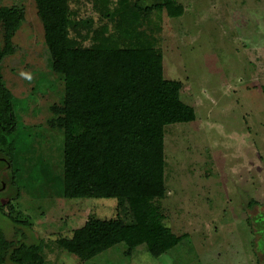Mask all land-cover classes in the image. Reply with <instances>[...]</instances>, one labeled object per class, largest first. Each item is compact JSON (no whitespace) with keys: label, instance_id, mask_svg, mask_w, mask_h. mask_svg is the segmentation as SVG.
Here are the masks:
<instances>
[{"label":"rangeland","instance_id":"374dc122","mask_svg":"<svg viewBox=\"0 0 264 264\" xmlns=\"http://www.w3.org/2000/svg\"><path fill=\"white\" fill-rule=\"evenodd\" d=\"M105 1L112 10L118 0ZM178 1L182 16L164 10L160 21L153 18L162 27L164 75L183 82L181 98L197 116L166 127V195L157 204L184 238L159 258L146 245L128 253L120 243L84 261L56 239L70 238L90 218L129 222L131 214L117 198L62 195L64 135L50 121L64 102L65 81L50 65L35 0H2L23 5L26 20L14 37L16 52L1 66L18 133L14 167L0 163V230L13 240H44L46 264H264V0ZM69 4L76 20L113 30L99 0ZM10 202L31 222L21 236L13 233Z\"/></svg>","mask_w":264,"mask_h":264},{"label":"trees","instance_id":"16d2710c","mask_svg":"<svg viewBox=\"0 0 264 264\" xmlns=\"http://www.w3.org/2000/svg\"><path fill=\"white\" fill-rule=\"evenodd\" d=\"M43 22L52 69L64 78L61 106H54L50 125L62 131L63 190L66 198H117L131 214L121 218H90L70 238L56 244L81 260H90L123 243L132 253L146 245L159 258L176 247L178 236L166 225L157 201L166 195L165 135L171 124L196 119L195 108L181 98L183 82L164 75V54L154 21L164 10L180 17L178 0H118L103 16L112 24L95 26L92 19L76 20L70 0H35ZM26 20L21 4L5 6L0 0V163L14 167L18 119L15 97L1 72L4 59L16 52L14 37ZM90 41V45L85 43ZM264 94V86L262 88ZM10 180L16 184V172ZM21 197L20 190L14 200ZM8 217L21 228H30L10 202ZM120 205V204H119ZM23 218V217H22ZM44 240L13 241L0 230V263L46 264Z\"/></svg>","mask_w":264,"mask_h":264},{"label":"flooded vegetation","instance_id":"af4514ba","mask_svg":"<svg viewBox=\"0 0 264 264\" xmlns=\"http://www.w3.org/2000/svg\"><path fill=\"white\" fill-rule=\"evenodd\" d=\"M13 233H16L17 236H21L24 233V229H22L21 227H18V226H14ZM8 239H10V238H8ZM10 240L13 241L12 247H17L20 243L26 242L25 240H21L20 237H17L14 240L13 239H10ZM7 260H8V258L6 257V261L3 263H0V264H8Z\"/></svg>","mask_w":264,"mask_h":264},{"label":"water","instance_id":"95a60500","mask_svg":"<svg viewBox=\"0 0 264 264\" xmlns=\"http://www.w3.org/2000/svg\"><path fill=\"white\" fill-rule=\"evenodd\" d=\"M0 159L4 160V158H0Z\"/></svg>","mask_w":264,"mask_h":264}]
</instances>
